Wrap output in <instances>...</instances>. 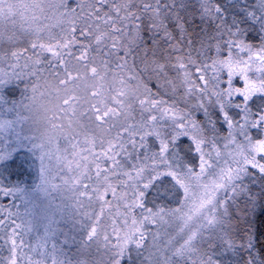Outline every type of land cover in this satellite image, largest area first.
<instances>
[{
    "label": "snow or ice",
    "instance_id": "obj_1",
    "mask_svg": "<svg viewBox=\"0 0 264 264\" xmlns=\"http://www.w3.org/2000/svg\"><path fill=\"white\" fill-rule=\"evenodd\" d=\"M0 198V264H264V0H0Z\"/></svg>",
    "mask_w": 264,
    "mask_h": 264
},
{
    "label": "rangeland",
    "instance_id": "obj_2",
    "mask_svg": "<svg viewBox=\"0 0 264 264\" xmlns=\"http://www.w3.org/2000/svg\"><path fill=\"white\" fill-rule=\"evenodd\" d=\"M33 178H34V176H32V177H30L29 178V180H30V182L33 180ZM53 195H56V194H53ZM4 200L2 199V198H0V203H4V204H6V203H8V201H6V202H3ZM47 203V200L44 198V197H40V200L39 201H37V209H35L34 211H39L40 210V206H41V204H46ZM56 203H59V198L57 197V199H56ZM22 209H23V207H21V209H20V211L22 212ZM24 211V210H23ZM64 226H65V224H61V228L65 231V232H68L65 228H64ZM43 230L41 229V232H42ZM34 235V234H33ZM76 235H78V234H76ZM78 237H79V235H78ZM27 238V237H26ZM63 235H58L57 236V238H56V242L57 243H59L61 240H63ZM79 239V238H78ZM65 251H68L69 252V254H71L72 252H75L76 250L73 248V250H71L70 251V248L68 247V246H65ZM5 255H7V253L5 252Z\"/></svg>",
    "mask_w": 264,
    "mask_h": 264
},
{
    "label": "trees",
    "instance_id": "obj_3",
    "mask_svg": "<svg viewBox=\"0 0 264 264\" xmlns=\"http://www.w3.org/2000/svg\"><path fill=\"white\" fill-rule=\"evenodd\" d=\"M25 178L29 180L30 177H25ZM13 179H15V177H13ZM33 180H34V178H33ZM29 182H30V180H29ZM41 197H43V196H41ZM3 202H6V201H3ZM23 210H24V208L22 209V212H23ZM64 228H65L68 232H70V230H71V228H72L71 223H70V222H69V223H66L65 226H64ZM70 234L76 235V234H78V233L72 232V233H70ZM78 238H79V237H78V235H77V240H78ZM73 248L76 250V245H75V244H73V245L70 247V251L73 250ZM71 252H72V251H71Z\"/></svg>",
    "mask_w": 264,
    "mask_h": 264
}]
</instances>
